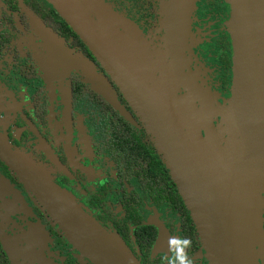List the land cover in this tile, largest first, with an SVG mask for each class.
<instances>
[{"label": "flooded vegetation", "instance_id": "1", "mask_svg": "<svg viewBox=\"0 0 264 264\" xmlns=\"http://www.w3.org/2000/svg\"><path fill=\"white\" fill-rule=\"evenodd\" d=\"M102 1L136 29L135 90L171 83L166 66L179 20L183 68L177 96L187 95L189 82L207 103L231 98L234 52L228 24L234 0ZM253 16L256 27L261 15ZM43 30L76 58L75 67L48 76ZM93 74L105 79L116 103L94 90L88 79ZM136 103L130 104L49 0H0V134L118 236L140 264H166L172 255L169 237L190 239L193 264H209ZM262 218L264 230V212ZM0 264H92L1 160Z\"/></svg>", "mask_w": 264, "mask_h": 264}, {"label": "water", "instance_id": "2", "mask_svg": "<svg viewBox=\"0 0 264 264\" xmlns=\"http://www.w3.org/2000/svg\"><path fill=\"white\" fill-rule=\"evenodd\" d=\"M49 1L121 86L130 104L138 102L209 264H259L264 253V26L260 19L255 27L253 15L263 11L264 0H234L228 25L234 52L232 96L220 107L207 103L202 91L189 82L187 95L176 94L183 68L179 20L166 66L171 83L144 92L134 89L136 29L129 20L102 0ZM41 35L48 76L77 65L55 35L46 30ZM81 66L89 73V65ZM88 79L106 100L117 102L105 79L94 74ZM0 160L92 264H140L118 236L100 226L1 134Z\"/></svg>", "mask_w": 264, "mask_h": 264}, {"label": "clouds", "instance_id": "3", "mask_svg": "<svg viewBox=\"0 0 264 264\" xmlns=\"http://www.w3.org/2000/svg\"><path fill=\"white\" fill-rule=\"evenodd\" d=\"M191 244L192 241L187 238L169 237L168 249L172 255L166 258V264H193L187 253Z\"/></svg>", "mask_w": 264, "mask_h": 264}, {"label": "rangeland", "instance_id": "4", "mask_svg": "<svg viewBox=\"0 0 264 264\" xmlns=\"http://www.w3.org/2000/svg\"><path fill=\"white\" fill-rule=\"evenodd\" d=\"M109 6V5H108ZM110 7V6H109ZM111 8V7H110ZM112 9V8H111ZM260 9H262L263 11H264V5L262 6V7H260ZM113 10V9H112ZM114 11V10H113ZM262 11V12H263ZM115 12V11H114ZM262 12L261 11H258L257 12V14H260L261 15V21H262V24H263V26H264V15L262 14ZM117 13V12H116ZM118 14V13H117ZM119 16H121V15H119ZM121 17H123V16H121ZM126 19V18H125ZM232 19V18H231ZM119 23V22H118ZM230 23V22H229ZM229 25V24H228ZM120 26V25H119ZM194 87H196V86H194ZM221 104L222 103H218V107H220L221 106ZM261 216H262V214H261ZM263 219V218H262ZM262 227H263V220H262ZM264 231V230H263ZM264 254V253H263ZM263 257V256H262ZM262 260V258L259 260V264H260V261Z\"/></svg>", "mask_w": 264, "mask_h": 264}]
</instances>
